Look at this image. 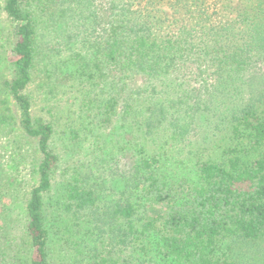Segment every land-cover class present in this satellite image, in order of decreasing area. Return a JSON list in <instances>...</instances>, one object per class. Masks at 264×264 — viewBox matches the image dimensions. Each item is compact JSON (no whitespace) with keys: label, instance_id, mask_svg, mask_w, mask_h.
<instances>
[{"label":"trees","instance_id":"trees-1","mask_svg":"<svg viewBox=\"0 0 264 264\" xmlns=\"http://www.w3.org/2000/svg\"><path fill=\"white\" fill-rule=\"evenodd\" d=\"M10 189L0 264H264V0H0Z\"/></svg>","mask_w":264,"mask_h":264},{"label":"rangeland","instance_id":"rangeland-1","mask_svg":"<svg viewBox=\"0 0 264 264\" xmlns=\"http://www.w3.org/2000/svg\"><path fill=\"white\" fill-rule=\"evenodd\" d=\"M31 146V145H30ZM27 144V147H30ZM24 189H19V190H9V194L6 197L1 198V204H6V207L10 209L8 212V216L5 215H0V219L4 222V217L7 220L13 219L15 223V230H17L18 233H23L24 231V226H25V215L23 213V199H24ZM3 218V219H2ZM11 221V222H12ZM27 256H21V259L23 261H26ZM22 264V263H21Z\"/></svg>","mask_w":264,"mask_h":264}]
</instances>
